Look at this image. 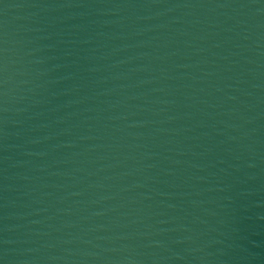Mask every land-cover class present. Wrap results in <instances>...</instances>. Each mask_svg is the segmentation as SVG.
Segmentation results:
<instances>
[{
  "label": "water",
  "instance_id": "obj_1",
  "mask_svg": "<svg viewBox=\"0 0 264 264\" xmlns=\"http://www.w3.org/2000/svg\"><path fill=\"white\" fill-rule=\"evenodd\" d=\"M0 264H264V0H0Z\"/></svg>",
  "mask_w": 264,
  "mask_h": 264
}]
</instances>
